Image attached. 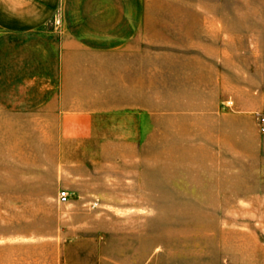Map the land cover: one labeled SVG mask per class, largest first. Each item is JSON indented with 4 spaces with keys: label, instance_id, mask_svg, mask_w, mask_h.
<instances>
[{
    "label": "rangeland",
    "instance_id": "374dc122",
    "mask_svg": "<svg viewBox=\"0 0 264 264\" xmlns=\"http://www.w3.org/2000/svg\"><path fill=\"white\" fill-rule=\"evenodd\" d=\"M150 5L182 8V31L162 32L180 44L168 49L179 55L180 76L196 55L193 16L183 8L196 7L198 56H217L220 68L228 61L230 90L258 81L264 88V0ZM158 66L151 54L148 128L120 125L124 112L94 127L91 140L39 143L37 167L25 166L33 159L0 167V264H264V152L256 158L237 143L212 142L192 90H158ZM220 107L231 108V99ZM141 119L135 113L130 122ZM67 146L80 156L71 161L94 175L62 203L63 162L50 151Z\"/></svg>",
    "mask_w": 264,
    "mask_h": 264
},
{
    "label": "crops",
    "instance_id": "0c3cea01",
    "mask_svg": "<svg viewBox=\"0 0 264 264\" xmlns=\"http://www.w3.org/2000/svg\"><path fill=\"white\" fill-rule=\"evenodd\" d=\"M183 9L193 16L189 46L196 55L185 58L180 76L179 55L168 50L180 44L162 32L182 31L176 17L182 8L154 7L150 0H0V167L27 159L34 161L25 166L37 167L39 143L91 140L94 127L110 126L124 112L120 125L148 128L151 54L159 62L158 90H192V110L214 128L211 141L226 149L237 143L239 153L258 158L264 152L254 117L264 113L261 81L230 90L228 61L222 58L220 68L217 56H198V10ZM226 99L232 107L223 109ZM134 112L145 113V124L130 122ZM50 152L63 162V190H85L94 173L71 161L80 156L70 146Z\"/></svg>",
    "mask_w": 264,
    "mask_h": 264
},
{
    "label": "built area",
    "instance_id": "2783aa9c",
    "mask_svg": "<svg viewBox=\"0 0 264 264\" xmlns=\"http://www.w3.org/2000/svg\"><path fill=\"white\" fill-rule=\"evenodd\" d=\"M255 119L259 128V131L264 134V113H255ZM58 201L59 202H66L69 198V193L66 190H60L58 192Z\"/></svg>",
    "mask_w": 264,
    "mask_h": 264
}]
</instances>
